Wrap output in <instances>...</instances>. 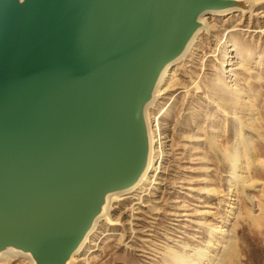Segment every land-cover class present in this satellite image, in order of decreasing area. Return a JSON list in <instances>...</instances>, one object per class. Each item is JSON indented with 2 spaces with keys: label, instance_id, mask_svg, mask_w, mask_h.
<instances>
[{
  "label": "water",
  "instance_id": "water-1",
  "mask_svg": "<svg viewBox=\"0 0 264 264\" xmlns=\"http://www.w3.org/2000/svg\"><path fill=\"white\" fill-rule=\"evenodd\" d=\"M237 0H0V255L68 264L149 161L146 109Z\"/></svg>",
  "mask_w": 264,
  "mask_h": 264
},
{
  "label": "rangeland",
  "instance_id": "rangeland-1",
  "mask_svg": "<svg viewBox=\"0 0 264 264\" xmlns=\"http://www.w3.org/2000/svg\"><path fill=\"white\" fill-rule=\"evenodd\" d=\"M261 1L251 14L210 20V31L173 68L168 93L151 108L162 135L155 167L162 168L148 190L119 198L115 220L98 226L77 264H172L169 250L190 259L208 251L201 264H217L221 254L224 264L228 240L219 229L235 239L237 255L227 264H264V137L250 140L258 162L241 167L249 184H231L228 159L235 118H250L247 101L264 136V18L253 16L264 11ZM232 86L242 90L239 103ZM0 264L30 263L19 256Z\"/></svg>",
  "mask_w": 264,
  "mask_h": 264
},
{
  "label": "bare ground",
  "instance_id": "bare-ground-1",
  "mask_svg": "<svg viewBox=\"0 0 264 264\" xmlns=\"http://www.w3.org/2000/svg\"><path fill=\"white\" fill-rule=\"evenodd\" d=\"M237 1H243V4L238 6V7L228 9V10H224V11H210V12H207L204 15H202L201 18H200V21L202 23V27L196 33L195 37L193 38V40L189 44V46H188L187 50L185 51V53L177 61H175L173 64L169 65L164 70V72H163V74H162V76H161V78H160V80L158 82V85L156 87L153 100L147 106V109H146V120H147V126H148L149 138H150V154H149L148 166H147L144 174L140 178L139 182L134 187H132L131 189H128L126 191H123V192H118V193L111 194L108 197L107 203H106V205L104 207V210H103V213L95 221V224H94L92 230L87 235L85 241L83 242V244L81 245L79 250L72 256V258H71V260H70V262L68 264H77V263H80L81 261L85 260V258H82L83 257L82 253L88 247L87 245L91 241L90 238L96 232L98 226L101 223H104L106 221H110L111 219H114L113 218L114 216H113L112 213H113L114 209H116L115 203L119 200L120 197H124V196H126L128 194H133V193L137 194L138 192L139 193L140 192L143 193L144 191L149 189V185L151 183H154V181H155L154 178H157L156 176H158V174L153 176L154 171L162 168L160 162L158 163V166L155 167V162L157 161L155 159V157L159 154L158 150H157V144L162 140V138H161L162 135H161L160 132H157V130H156L155 126H154V123H153V120H152L153 116H152V113H151V108L158 102L159 98H161L163 95L168 93V91L170 89V86L165 88V85H166L169 77L171 75H174L173 68L177 64H179V63L183 62L185 59H187V56L189 55L191 49L194 47V45H195L196 41L198 40V37L201 35V33L203 31L209 32L210 31L209 28L213 27L212 21L215 18L224 17V16L231 17L232 15L237 14V13H241V14H243V13L249 14L250 13L251 14L255 10L254 8L262 3L261 0H237ZM253 16L264 18V11H262V10L259 11L258 10V12H255V14ZM210 20H212V21L209 23ZM240 67H241V64H240ZM232 89L233 90H237V92H238L237 103H239L241 101L240 98H241V95H242L241 94L242 90L237 89L234 86H232ZM247 103L250 106V109H249L250 110V118H249L248 122H244L245 120L242 121L241 119L235 118V121L238 124V126L236 128V131H235V133H236L235 144L233 146V151L229 155V158H228L229 159V163L231 162L230 165H231V169H232V176H231V181L230 182L235 187H236L237 184L240 185L241 183L242 184H249L250 183V181H251L250 180V175L247 173L248 175L246 177H243L241 175V173H240V171L242 170L241 167L243 166V164H246V165H244V169L249 171V167L252 164L258 162V160H256L254 158L255 151L253 149V145H252L250 140H252L254 138V135L262 137V138L264 137L263 136V129L260 126L259 120H258V118H256V115L254 114V111H253L254 105L251 104L248 101L246 102V104ZM246 121H247V119H246ZM247 131H248V135H247ZM217 143H218L217 139H212L211 140V144L213 146H217L218 145ZM154 147H156L155 150H154ZM153 151H154V155H153ZM239 185H237V187ZM218 234L223 236L224 240L225 239L228 240L226 242L227 243L226 247H224V251L229 250V254L227 252V255L223 257V258H225V261H226L224 264H227L230 260L235 258L236 255H237V250L235 249V247H233L235 239H233V236L229 233V231L225 232V231L219 229ZM211 245H212L211 242H209V246L208 247H211ZM168 252H169V256H170V262L172 264H201L202 260L208 259V258H206V253L208 251H205V250L199 251L198 253H196V255H195L196 259H190L187 256H185L183 254H180V253H177V252H174L172 250H169ZM19 256H23L24 258H26L29 261L30 264H34L32 258L30 256L22 254V253H19V252L14 251V250H8V251L2 253L0 255V262L7 261L8 259L16 258V257H19ZM220 256H221V254L219 255V257ZM219 257H218V259H216L217 264H222L221 261H220L221 257L220 258Z\"/></svg>",
  "mask_w": 264,
  "mask_h": 264
}]
</instances>
